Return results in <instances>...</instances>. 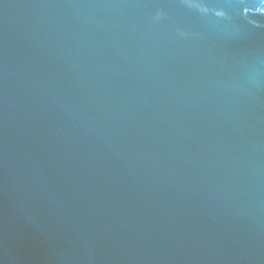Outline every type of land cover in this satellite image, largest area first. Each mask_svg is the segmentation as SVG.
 I'll return each mask as SVG.
<instances>
[{"label":"water","instance_id":"obj_1","mask_svg":"<svg viewBox=\"0 0 264 264\" xmlns=\"http://www.w3.org/2000/svg\"><path fill=\"white\" fill-rule=\"evenodd\" d=\"M0 264H264V0H0Z\"/></svg>","mask_w":264,"mask_h":264}]
</instances>
